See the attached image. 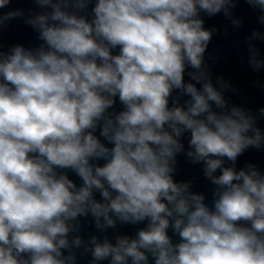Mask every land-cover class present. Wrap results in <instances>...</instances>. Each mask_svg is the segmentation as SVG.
Returning <instances> with one entry per match:
<instances>
[{"label":"clouds","instance_id":"obj_1","mask_svg":"<svg viewBox=\"0 0 264 264\" xmlns=\"http://www.w3.org/2000/svg\"><path fill=\"white\" fill-rule=\"evenodd\" d=\"M32 3L0 13V30L23 19L40 41L0 46V264H264V171L237 168L264 149V106L231 103L205 58L218 29L201 14L238 29L239 0ZM246 3L264 25V0ZM181 154L210 202L174 179ZM118 225L143 227L110 237Z\"/></svg>","mask_w":264,"mask_h":264},{"label":"water","instance_id":"obj_2","mask_svg":"<svg viewBox=\"0 0 264 264\" xmlns=\"http://www.w3.org/2000/svg\"><path fill=\"white\" fill-rule=\"evenodd\" d=\"M15 8L25 10L33 8L34 11H39L32 3V0H12L8 8L0 9V13ZM201 15L205 21L206 28L218 29V32L214 33L209 43L205 57L211 65L210 71L213 82L215 83L216 77H222L225 82H230L237 91L235 93L225 92L226 98L230 97L231 103L242 106L245 109H251L253 113H256L260 107L264 106V88L261 87V84H264V69L254 72L248 65L249 53L244 41L254 29L264 33V25H261L257 20L260 13L251 8L246 3V0H239L237 7L233 10V15L243 21L242 26L238 29L232 27L231 22L224 17L223 13L213 17H208L203 13ZM225 28L229 31L228 36L224 35ZM38 43L40 41L37 39V33L30 25H26L23 19L12 20L7 27L0 30V46H3L4 50L15 44L33 47ZM253 43L260 51L259 58L264 59V42L257 40ZM254 81H259V83H254ZM120 107L119 103H117V110ZM258 125L264 129V120L259 121ZM183 142L185 147H187V138ZM249 162L254 163L260 170L264 171V149L250 148L247 150L238 158L237 168H242ZM100 163H103V161ZM201 167L200 164H192L181 154L177 157V172L174 179L177 181L192 180L194 182L193 191L204 192L208 196V202H210L212 185L204 178ZM69 175L70 178L79 183L78 178L71 173ZM139 227H143V225H118L116 230L109 229L108 234L110 237H114L116 234L134 235ZM89 233L95 234V228L84 223L82 234L87 238ZM169 234L171 235V232ZM79 264H86V260H81Z\"/></svg>","mask_w":264,"mask_h":264}]
</instances>
